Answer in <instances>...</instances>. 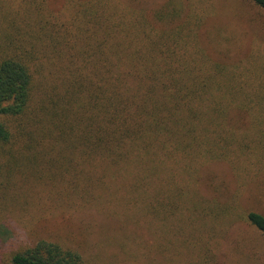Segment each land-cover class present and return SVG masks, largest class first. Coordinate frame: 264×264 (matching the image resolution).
Segmentation results:
<instances>
[{
    "label": "trees",
    "instance_id": "16d2710c",
    "mask_svg": "<svg viewBox=\"0 0 264 264\" xmlns=\"http://www.w3.org/2000/svg\"><path fill=\"white\" fill-rule=\"evenodd\" d=\"M186 1L148 16L116 0H88L67 25L39 17L25 28L8 23L0 36L5 184L43 168L63 188L58 199L89 208L99 191L123 187L144 199L151 190L148 209L160 213L177 190L162 176L168 166L190 177L210 162L236 175L252 170L264 151V97L252 95L264 87V60L251 51L241 72L224 63L240 34L224 13L246 11ZM248 1L264 13V0ZM246 222L264 234V215L249 212ZM8 229L0 264H84L57 243H34L23 229L19 242Z\"/></svg>",
    "mask_w": 264,
    "mask_h": 264
},
{
    "label": "rangeland",
    "instance_id": "374dc122",
    "mask_svg": "<svg viewBox=\"0 0 264 264\" xmlns=\"http://www.w3.org/2000/svg\"><path fill=\"white\" fill-rule=\"evenodd\" d=\"M85 1L0 0V36L7 32L10 21L22 28L37 17L67 25L76 15L80 17ZM170 1L188 2L116 3L125 11L150 16ZM217 1L222 10L246 11L235 19L229 11L224 13L226 21L240 30L238 48L231 49L230 61L223 59L224 63L242 67L251 51L264 60V13L248 0ZM261 84L254 87L253 97H264ZM244 119L247 117L242 122ZM246 131L243 125L241 132ZM254 163L251 171L242 170L240 175L223 162L202 165L194 177L171 166L164 168L162 176L171 179L177 190L160 213L148 209L151 190L144 199L140 192L131 196L123 187L112 194L111 190L99 191L93 207L83 208L55 196L63 188L46 169L14 174L9 184L0 177V247L12 241L11 227L17 232V241L23 239L20 231L26 230L32 242L57 243L79 254L84 264H264V234L246 222L249 212L264 215V151ZM161 197L170 198V191Z\"/></svg>",
    "mask_w": 264,
    "mask_h": 264
}]
</instances>
